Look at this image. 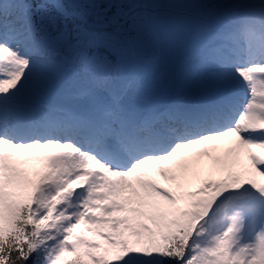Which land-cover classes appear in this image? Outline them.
Masks as SVG:
<instances>
[{"label": "snow or ice", "instance_id": "1", "mask_svg": "<svg viewBox=\"0 0 264 264\" xmlns=\"http://www.w3.org/2000/svg\"><path fill=\"white\" fill-rule=\"evenodd\" d=\"M0 264H264V0H0Z\"/></svg>", "mask_w": 264, "mask_h": 264}]
</instances>
